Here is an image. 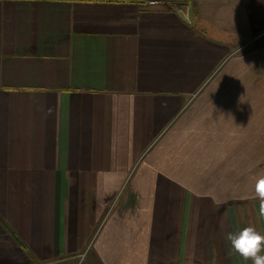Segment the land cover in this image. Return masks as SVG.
<instances>
[{
	"label": "crops",
	"instance_id": "crops-1",
	"mask_svg": "<svg viewBox=\"0 0 264 264\" xmlns=\"http://www.w3.org/2000/svg\"><path fill=\"white\" fill-rule=\"evenodd\" d=\"M263 36L264 0H0V264H253Z\"/></svg>",
	"mask_w": 264,
	"mask_h": 264
},
{
	"label": "clouds",
	"instance_id": "clouds-1",
	"mask_svg": "<svg viewBox=\"0 0 264 264\" xmlns=\"http://www.w3.org/2000/svg\"><path fill=\"white\" fill-rule=\"evenodd\" d=\"M255 195L261 202L260 215L264 216V176L256 181ZM226 239L231 245V250L245 260H252L253 264H264V235L253 226L244 227L235 232H229ZM83 264V258H81Z\"/></svg>",
	"mask_w": 264,
	"mask_h": 264
},
{
	"label": "rangeland",
	"instance_id": "rangeland-1",
	"mask_svg": "<svg viewBox=\"0 0 264 264\" xmlns=\"http://www.w3.org/2000/svg\"><path fill=\"white\" fill-rule=\"evenodd\" d=\"M260 38L257 37L256 40L248 43V45L246 46H242L238 49L239 53H241V51L243 50H246V49H250L252 47V45L255 44V42L259 41L258 43L260 42H264V36L261 37V39L259 40ZM262 42V43H263ZM98 231L97 232H100L101 231V226H99V228L97 229ZM97 237V235H95ZM95 240V238L93 239V241ZM93 241L92 243L89 245H87V249H85V251H82L77 257L73 258V261H71V264H81V258H83V264H88V259H89V255L91 253V250H92V247H93Z\"/></svg>",
	"mask_w": 264,
	"mask_h": 264
},
{
	"label": "water",
	"instance_id": "water-1",
	"mask_svg": "<svg viewBox=\"0 0 264 264\" xmlns=\"http://www.w3.org/2000/svg\"><path fill=\"white\" fill-rule=\"evenodd\" d=\"M179 15L180 17L186 21L188 24L193 25V11L192 8L189 9V11L186 13H184L183 11H179Z\"/></svg>",
	"mask_w": 264,
	"mask_h": 264
}]
</instances>
